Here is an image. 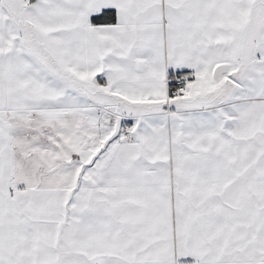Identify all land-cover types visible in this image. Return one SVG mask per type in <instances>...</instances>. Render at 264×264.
<instances>
[{
  "label": "snow or ice",
  "instance_id": "obj_1",
  "mask_svg": "<svg viewBox=\"0 0 264 264\" xmlns=\"http://www.w3.org/2000/svg\"><path fill=\"white\" fill-rule=\"evenodd\" d=\"M0 264H264V0H0Z\"/></svg>",
  "mask_w": 264,
  "mask_h": 264
}]
</instances>
